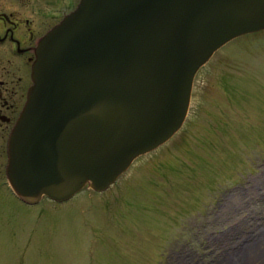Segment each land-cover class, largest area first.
I'll use <instances>...</instances> for the list:
<instances>
[{
  "label": "rangeland",
  "instance_id": "374dc122",
  "mask_svg": "<svg viewBox=\"0 0 264 264\" xmlns=\"http://www.w3.org/2000/svg\"><path fill=\"white\" fill-rule=\"evenodd\" d=\"M6 188L0 264H264V38L219 48L182 127L107 190L27 205Z\"/></svg>",
  "mask_w": 264,
  "mask_h": 264
},
{
  "label": "water",
  "instance_id": "95a60500",
  "mask_svg": "<svg viewBox=\"0 0 264 264\" xmlns=\"http://www.w3.org/2000/svg\"><path fill=\"white\" fill-rule=\"evenodd\" d=\"M263 27L264 0H80L36 47L10 187L28 205L105 191L181 128L212 55Z\"/></svg>",
  "mask_w": 264,
  "mask_h": 264
},
{
  "label": "flooded vegetation",
  "instance_id": "af4514ba",
  "mask_svg": "<svg viewBox=\"0 0 264 264\" xmlns=\"http://www.w3.org/2000/svg\"><path fill=\"white\" fill-rule=\"evenodd\" d=\"M80 0H0V188L7 189V142L31 86L39 40ZM264 38V27L247 34ZM3 177L2 181L1 178Z\"/></svg>",
  "mask_w": 264,
  "mask_h": 264
},
{
  "label": "bare ground",
  "instance_id": "6f19581e",
  "mask_svg": "<svg viewBox=\"0 0 264 264\" xmlns=\"http://www.w3.org/2000/svg\"><path fill=\"white\" fill-rule=\"evenodd\" d=\"M257 185V184H256ZM257 188V187H256ZM253 190H254V187H253ZM253 193H255V192H253ZM246 196H247V194H246ZM250 196V195H249ZM241 198V197H240ZM248 199V198H247ZM244 200V199H243ZM236 202V201H235ZM234 202V203H235ZM251 205V204H250ZM241 206V205H240ZM232 208V207H231ZM228 210V209H227ZM233 210V209H232ZM236 211V210H235ZM233 213V212H232ZM234 214V213H233Z\"/></svg>",
  "mask_w": 264,
  "mask_h": 264
}]
</instances>
